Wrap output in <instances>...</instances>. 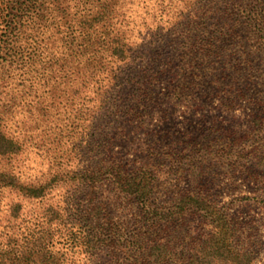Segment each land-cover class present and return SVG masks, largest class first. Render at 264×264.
Here are the masks:
<instances>
[{
    "label": "rangeland",
    "instance_id": "rangeland-1",
    "mask_svg": "<svg viewBox=\"0 0 264 264\" xmlns=\"http://www.w3.org/2000/svg\"><path fill=\"white\" fill-rule=\"evenodd\" d=\"M120 1L122 21L117 17L112 27L131 44L127 49L74 48L70 30H46L51 19L30 49L31 21L16 6L22 30L5 37L18 48L0 49V99L20 104L6 115L4 130L22 150L0 159V169L36 183L53 161L54 146L46 152L47 144L36 141V113L27 109L40 98L68 96L77 103L70 116L80 120L78 132L105 136L110 155L122 162L152 164L158 177L152 209H172L188 188V163L200 165L195 190L242 228L236 245L253 252V264H264V0ZM209 7L212 20L192 18ZM172 149L178 152L171 157ZM83 188L63 183L41 199L5 191L0 264H41L36 254L27 258L24 240L14 246L2 235L9 225L27 236L40 223L51 230L43 264H186L193 253L202 257L206 245L210 264L243 263L232 262L215 223L197 209L155 223L147 209L107 183ZM16 203L18 216L11 213ZM49 205L59 219L44 212ZM152 240L162 242L165 262L150 258Z\"/></svg>",
    "mask_w": 264,
    "mask_h": 264
},
{
    "label": "trees",
    "instance_id": "trees-1",
    "mask_svg": "<svg viewBox=\"0 0 264 264\" xmlns=\"http://www.w3.org/2000/svg\"><path fill=\"white\" fill-rule=\"evenodd\" d=\"M17 5L24 9L22 12L26 13L22 16L25 17L26 15L28 21H31V23L27 24L29 31H26L27 36L31 40L26 43L30 49H34V45L38 46L36 37L40 35L39 32L44 30L45 24L43 23L48 22L50 19L53 20L52 24H49L51 28L46 30L51 33L54 32V28H64L63 31L70 30L69 33L72 35L70 45L77 49H127L131 45L126 41L127 39L123 36V33H119V30L113 31L114 25L117 24L116 18L119 17L121 23V17H123L120 0H0V24L3 25L0 28V49H13L19 46L16 44L17 40L8 41L5 38L13 31L22 30V27L15 20L16 12L20 11V8L16 7ZM193 17L198 20H212L214 13L209 7L207 11L199 10L198 14H194ZM198 20H194V23H198ZM98 31L101 34L107 33V36L104 38L98 37ZM23 32L25 33V30ZM39 47L43 48L41 45ZM25 65L28 66L26 63ZM3 84L4 82L0 83V88ZM102 104L103 102L100 105ZM75 105L77 103L73 99L68 98V96L65 100H57L53 97L51 98V96L50 98H40L36 100L35 106L33 105L35 107H33L34 110H32L31 105H27L31 106L30 109H27V112L36 113V116H31L36 121V141L43 142L44 145L47 144L46 148L48 150L46 152H49V149L52 148L51 145L54 146L50 151L53 161L48 166V169L36 178V183L21 182L11 173L0 169V202L1 195L5 191L10 192L13 190L23 197L41 199L63 183L76 184L79 188H94L107 183L118 196L135 199L144 210L147 209L153 219L157 218L154 221L155 223H161L172 215L183 217L191 209L203 212L204 216H207L215 223V228H218L216 233L221 236V241H225L226 248L223 246V250L231 257L232 262H235L236 259H241L243 260L242 264H253V252L236 245V241L241 237L242 228L233 223L226 213L221 211L222 208H218L214 202L202 197L195 190L200 184L197 176H195V171H200V165L195 162L188 163L189 167L185 168L184 171L186 173L185 177L188 179V188L177 195L173 201L172 209L169 208L165 211L160 206H155V209H152L150 203L151 194L158 182V177L152 164L122 162L116 156L110 155L109 143H107L105 136L100 133L93 135L86 132H78L77 128L80 126V120H78L76 115L72 118L70 116V112L76 110ZM18 106L20 104L18 105L16 102H3L0 99L1 160L11 155H16L22 150V145L4 130L6 115L11 108ZM162 138L160 134L159 141H162ZM68 143L73 144L71 149ZM170 143L173 146L176 142L172 141ZM154 144H159V142ZM189 146L192 147L190 153L195 151L194 145ZM152 150L154 148L150 147L147 151L151 152ZM177 152V150L172 149L168 155L172 157ZM72 154L73 156L71 157ZM70 161H75L73 162L74 165H70ZM20 208L21 205L19 203L14 204L11 213L14 216H18ZM44 212L55 214L52 220L61 217L59 210L50 205L47 209H44ZM41 224L38 225L36 233H30V235L23 237L16 235L18 229L11 228L8 225L7 227L13 233L9 234L10 230H8L2 235H4L8 244L14 246L24 240L27 247L25 249L27 258L30 259L36 254L41 264H43L46 261L45 256L48 252L45 243L51 240V230ZM137 242L140 243L139 240ZM208 246L206 245V247ZM206 247L200 250V253L203 254L202 257H197L193 253L189 256L186 264H210L207 257H211L212 254ZM147 250H149V256L153 258L152 261L154 263L166 261L165 249L162 247L161 241L152 240V246H149ZM14 259H17V257ZM56 264H59V262L57 261Z\"/></svg>",
    "mask_w": 264,
    "mask_h": 264
}]
</instances>
